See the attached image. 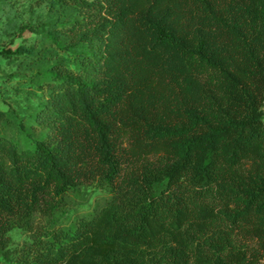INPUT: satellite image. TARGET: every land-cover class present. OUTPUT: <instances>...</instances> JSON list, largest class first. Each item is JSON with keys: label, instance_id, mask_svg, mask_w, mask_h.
<instances>
[{"label": "trees", "instance_id": "obj_1", "mask_svg": "<svg viewBox=\"0 0 264 264\" xmlns=\"http://www.w3.org/2000/svg\"><path fill=\"white\" fill-rule=\"evenodd\" d=\"M67 1L91 26L45 135L0 108V256L19 227L20 264H261L264 0Z\"/></svg>", "mask_w": 264, "mask_h": 264}, {"label": "rangeland", "instance_id": "obj_2", "mask_svg": "<svg viewBox=\"0 0 264 264\" xmlns=\"http://www.w3.org/2000/svg\"><path fill=\"white\" fill-rule=\"evenodd\" d=\"M90 16L67 0H0V108L38 137L45 133L35 114L49 94L53 73L80 70ZM105 196L97 183L87 184L67 217L91 212ZM10 235L12 254L0 256V264H20L17 250L30 239L19 227Z\"/></svg>", "mask_w": 264, "mask_h": 264}, {"label": "built area", "instance_id": "obj_3", "mask_svg": "<svg viewBox=\"0 0 264 264\" xmlns=\"http://www.w3.org/2000/svg\"><path fill=\"white\" fill-rule=\"evenodd\" d=\"M261 262H264V256H263V258H262Z\"/></svg>", "mask_w": 264, "mask_h": 264}]
</instances>
